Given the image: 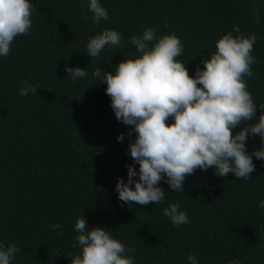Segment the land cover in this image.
Masks as SVG:
<instances>
[{"label":"trees","instance_id":"obj_1","mask_svg":"<svg viewBox=\"0 0 264 264\" xmlns=\"http://www.w3.org/2000/svg\"><path fill=\"white\" fill-rule=\"evenodd\" d=\"M31 2V30L14 38L8 55L0 57V241L22 249L12 264H70L67 255L79 251L73 247L77 217L110 230L133 249L136 264H188L189 253L198 264H264V210L258 207L264 162L253 157L255 170L247 181L197 169L186 176L184 193L162 180L165 199L159 204L120 201L114 189L118 178L127 181V165L133 164L127 149L136 134L117 121L107 85L91 75L97 67L112 72L139 55L129 37L148 27L158 37L180 38L183 52L176 59L190 76L203 69L201 61L225 33L254 35L258 63L244 80L254 102L264 105V0H101L108 19L100 25L92 23L87 0ZM103 28L121 33L122 47L91 58L87 37ZM66 65L85 68L88 75L73 83ZM24 80L38 87L36 95L18 94ZM260 113L257 108L248 123ZM121 133L125 138L118 142ZM260 145L259 136L246 141L249 153ZM170 202L180 204L190 223L174 226L162 214ZM53 224L62 227L53 231Z\"/></svg>","mask_w":264,"mask_h":264},{"label":"clouds","instance_id":"obj_2","mask_svg":"<svg viewBox=\"0 0 264 264\" xmlns=\"http://www.w3.org/2000/svg\"><path fill=\"white\" fill-rule=\"evenodd\" d=\"M34 11L31 0H0V57L8 55L14 38L29 33ZM87 11L95 25L108 19L101 0H87ZM82 19L87 23L89 17ZM234 31L240 33L235 26ZM122 39L118 31L103 28L87 37V54L97 58L105 49L122 47ZM255 41L254 35L225 33L215 42L216 51L201 61L203 69L197 67L190 76L185 64L176 59L183 52L180 38L174 33L158 37L157 29L148 27L129 37L139 55L122 60L112 72L101 67L92 71L93 78L107 85L105 92L117 121L131 126L129 135L136 134L127 149L133 160L127 165V181L118 178L114 189L120 201L159 204L165 199L159 186L162 180L175 193H184L186 176L197 169L212 168L220 178L229 173L244 181L251 178L253 157L264 162V105L254 102L244 80L254 75L251 66L258 63L252 55ZM64 70L73 83L88 75L87 69L79 66L66 65ZM37 89L24 80L18 85V94L36 95ZM257 108L261 110L258 121L248 123L254 121ZM237 128L241 130L233 134ZM250 135L261 140L259 149L251 153L246 148ZM124 138L121 133L117 141ZM258 207L264 210V200ZM162 214L174 226L190 223L179 203L170 202ZM61 227L51 225L53 231ZM73 231V247L79 251L67 255L70 264H136L130 255L133 249L113 238L110 230L89 227L85 217H77ZM21 251L15 244L5 246L0 241V264H12ZM187 261L198 264L197 256L191 253ZM229 264L242 261L233 259Z\"/></svg>","mask_w":264,"mask_h":264}]
</instances>
